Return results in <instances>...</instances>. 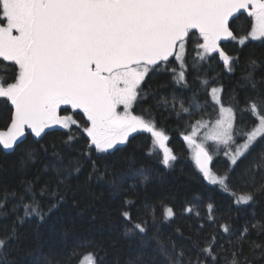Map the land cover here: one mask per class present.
<instances>
[{
  "label": "snow or ice",
  "instance_id": "1",
  "mask_svg": "<svg viewBox=\"0 0 264 264\" xmlns=\"http://www.w3.org/2000/svg\"><path fill=\"white\" fill-rule=\"evenodd\" d=\"M241 10L247 13L250 31L238 39L232 24L243 14ZM193 37L197 56L190 67L196 75L190 83L187 47ZM237 39L241 45L249 39L264 40V0H0V65L11 68L0 76V102L11 106L7 131H0V153L10 155L28 134L42 139L45 130L55 125L69 133L76 125L87 137L86 148L69 158L55 149L49 156L47 147L35 146L39 139L24 144L14 168L22 191L0 184V218L14 217L0 235V264H17L12 245L21 239L20 226L32 218L44 221L64 203L73 191L72 180L89 162L86 184L108 181L113 190L127 185L131 193L146 184L149 177L143 167H135L133 158L120 161L128 167L119 173V183L117 160L108 159L116 157L122 151L119 146H126L134 134H151L153 147L145 155L154 156L158 146L163 152L159 163L165 168L174 166L178 157L165 145L168 137L157 130L151 108L143 110L147 118L133 114L134 105L150 95L156 97L151 85L147 89L143 85L161 71L170 73L171 84L178 87L156 98L155 106L167 109L171 104V112L180 120L187 115L191 131L183 134V140L203 180L223 186L220 190L230 193L237 213L243 214L241 206L255 209L264 202V75L259 79L256 75L264 69V60L249 55L241 68L238 89L244 92L243 106L237 89L225 106L221 87L209 91V84L217 78L208 79L207 72L205 78L200 77L204 64L214 59L213 53L219 54L225 71H236L239 57L227 55L220 42ZM170 57H175L179 70L168 67ZM169 86L161 84L160 90ZM208 96L214 108L219 106V115L198 140L203 121H191L209 106ZM62 105L69 106L73 114L82 113L84 123L79 124L73 114L58 115ZM120 106L123 111L118 110ZM75 139L69 134L64 143L71 147ZM93 149L101 154L96 159ZM221 152L226 157L223 175L210 166ZM42 155L47 161L29 178L28 169L40 163ZM97 160L104 161L103 167ZM9 201L14 203L6 208ZM158 207L168 225L175 223L178 214L192 221L190 234L184 238L188 243L158 229ZM218 212L214 196L204 191L185 197L179 213L164 201L150 202L145 197L137 206L124 199L119 211L120 239H129L138 249L124 264H260L264 242L252 235L264 233V215L257 217L252 211L242 224H236L231 215L221 223ZM207 227L215 230L208 233ZM150 230H154L151 235ZM176 233L184 237L179 227ZM66 247V254L54 264H74L84 248L90 249L91 264H105L100 241L80 237Z\"/></svg>",
  "mask_w": 264,
  "mask_h": 264
},
{
  "label": "trees",
  "instance_id": "2",
  "mask_svg": "<svg viewBox=\"0 0 264 264\" xmlns=\"http://www.w3.org/2000/svg\"><path fill=\"white\" fill-rule=\"evenodd\" d=\"M243 23V32L246 33L250 25L246 21H243ZM232 26L234 25L232 24ZM233 29L236 34H240L238 30ZM194 38H192V41ZM222 48L230 57H239L240 63L236 71L234 73L225 71L222 63L217 68L218 73H216L215 69L218 64L210 61L206 62L201 68L200 74L204 77L205 72H207L208 79H211V77L217 78L215 81L221 85L223 100L227 104L231 103L230 97L234 95L233 89H237L241 106H243L244 92L238 89L241 68L249 55L255 56L258 60H264V40H249L245 45L241 46H238L232 40H228L222 43ZM187 50H195L192 42L188 44ZM5 63L7 64L8 62ZM209 64L213 69L212 71H209ZM0 66L4 67L3 65ZM7 69H10V67ZM256 75L259 79L261 75H264V69H258ZM193 78L194 73L190 67L188 81L191 83ZM165 83H169L170 86L160 90V85ZM149 85H151L152 91L156 93V97L150 95L144 102L134 105L133 113L144 114L145 118H147L142 109L147 110L151 108V116L155 118L156 127L169 134V145L172 148V152L178 157V160L173 162L174 166L165 168L159 163V159H162L163 156L161 150L157 147L154 149V156L148 158L145 155L153 145L151 135L143 132L134 134V138H130V142L126 146H119L122 151L117 152L116 157H108L109 160H117L116 179L118 183L119 173L126 171L128 167L126 163H120V161L126 158H133L136 168L143 167L145 169L149 180L146 184L140 185L135 193L128 192L127 185L120 187L118 190H113L108 181L98 182L93 180L91 183L86 184L88 172L91 170V163L89 162L78 178L72 180L71 186L73 191L68 194L64 203L54 210L44 221L32 218L20 226L21 239L18 244L12 245V256L17 260V264H46L48 260L53 261L54 264L56 259L66 254V246H70L75 239L80 237H87L103 243L106 252L105 264H124L127 259L137 254L138 251L135 244L130 242L129 239H120V235L123 232V224L119 211L124 199L135 201L137 206L140 205L145 197L150 202L164 201L170 206H175L179 213L185 197H191L192 193L196 191H204L206 194L214 196L219 208L217 215L218 217H222L221 223L227 221L229 215H231L232 221L236 224H242L252 211L257 213V217L264 215V202L259 203L255 209L250 206H241L244 210L243 214L237 213L236 205L232 204L233 198L227 190L221 191L222 186H213L203 180L202 175L198 173L195 165L189 159L184 143L176 136L179 126L184 122L177 118L175 112H171V104L167 109L155 106L156 98L171 93V83L168 81V75L161 71L157 75L147 79V83L144 84L145 89ZM201 103H203V96H201ZM208 105L206 108L208 109L207 117L211 119L213 115H210L209 112L213 111L214 107L209 100ZM9 109L10 105L6 106L3 102H0V128L5 127L10 120ZM59 113L62 116L70 115L73 114V110L69 106H66L62 107ZM82 117V113L73 114V118L79 124L84 123ZM193 122H195V119L191 121V123ZM69 134L76 137L71 147H68L64 143ZM33 141L34 139L31 135H27L24 144L33 143ZM24 144L17 147L10 155L0 153V184H7L17 192H21L22 189L18 186V177L14 172V168L18 165L21 149L24 147ZM41 145L48 148L49 156L53 149H55L66 158L77 157L79 152L86 148L87 137L83 134L82 128H78L76 125L71 126V133L60 126L52 127L46 130V134L39 140V144L35 146L39 147ZM97 155L101 154L95 153L93 149V159H96ZM47 159L48 157L42 155L41 162L28 169V177H34ZM97 164L103 167L104 161L97 160ZM213 168L216 169L215 166ZM47 178L44 177L43 179ZM13 203L14 201H9L6 204V208H11ZM229 205H231V213H229ZM131 211L135 219L137 216L136 208L133 207ZM162 211L161 207L157 208L158 229L165 236L171 233L176 235L178 239L183 240L184 243H188L184 238L190 234L189 224L192 221L178 214L175 223L168 225L162 220ZM13 219L12 215H9L7 218H0V235L3 234V226L11 225ZM151 223L152 220L149 217V224ZM177 227L184 233V237L178 236L176 233ZM214 230L211 227L205 229L208 233ZM152 231L154 230H150L149 235H151ZM252 239L264 242V233H261L259 237H257L256 233H253ZM89 251L90 249L88 248L81 249L80 258L74 261V264H79L80 259ZM105 252H101V255L104 256ZM260 264H264V260H261Z\"/></svg>",
  "mask_w": 264,
  "mask_h": 264
},
{
  "label": "flooded vegetation",
  "instance_id": "3",
  "mask_svg": "<svg viewBox=\"0 0 264 264\" xmlns=\"http://www.w3.org/2000/svg\"><path fill=\"white\" fill-rule=\"evenodd\" d=\"M248 20H249V18L247 17V14H245V13H243L242 15H239V18L238 19H235L234 21H233V28H235L236 30H238V32L240 33V34H236L235 33V35L238 37L239 35H241V33H243L244 34V23H243V21H246V22H248ZM198 35V34H197ZM224 42H226V41H221L220 42V47H221V49L227 54V52L222 48V43H224ZM238 46H241V44L238 42V41H236L235 42ZM213 55V57H214V59H211V60H209L208 62H212V61H214L216 64H218V66L216 65V73H218V71H217V68H219L221 65H222V61L220 60V58H219V54L218 53H213L212 54ZM196 56H197V52H195V51H188L187 50V62H188V64H189V70H190V66H191V62H192V60L194 59V58H196ZM170 61H172V63L171 64H169L168 65V67L171 69L172 67H176L178 70H179V65L177 64V62L175 61V57H173ZM9 63V62H8ZM205 65V64H204ZM163 67V66H162ZM11 71V68L10 69H7V68H4V67H2V66H0V76H3L5 73H7V72H10ZM163 72V71H162ZM167 75H168V81H170V83H171V76H170V73H167V72H165ZM196 74L194 73V76H195ZM200 77L201 78H205V76L203 77V75L202 74H200ZM143 87H144V85H143ZM175 87H178L177 85H175V84H171V87H170V90L172 91V88H175ZM211 87H221V85L217 82V81H215V83H210L209 84V91H210V89H211ZM145 88V87H144ZM222 88V87H221ZM181 91H184V90H181ZM185 95H188V96H190L191 95V91H185ZM201 96H203V94H201ZM147 98H145V100H146ZM208 100H210L211 101V99H210V96H208ZM209 101V102H210ZM212 102V101H211ZM212 104V103H211ZM224 104L225 105H227L228 106V104L227 103H225L224 102ZM213 105V104H212ZM187 106V105H186ZM176 107L177 108H179V104H177L176 105ZM216 108H217V106H215V110H216ZM142 110H144V109H142ZM134 114V113H133ZM215 114V113H214ZM136 115H141V114H136ZM210 115H212V114H210ZM215 116V115H214ZM178 118V117H177ZM214 118V117H213ZM193 119H195V121H197V120H200V119H210V118H208L207 117V109H205L204 110V112L201 114H197ZM211 119H212V116H211ZM180 120V119H179ZM181 121V120H180ZM184 123L182 124V125H180L179 126V129L177 130V137L184 143V145H185V142H184V140H183V134H186V132H187V129H188V119H187V115H185V119L184 120H182ZM3 128V127H2ZM157 128V127H156ZM158 130H160V131H163L168 137H169V134L167 133V132H165L164 130H162V129H159V128H157ZM169 140H170V138H169ZM186 147V146H185ZM213 165V164H212ZM211 165V166H212ZM224 169H220V171L219 172H221V171H223ZM223 187V186H222ZM237 194H239V192L237 193Z\"/></svg>",
  "mask_w": 264,
  "mask_h": 264
},
{
  "label": "rangeland",
  "instance_id": "4",
  "mask_svg": "<svg viewBox=\"0 0 264 264\" xmlns=\"http://www.w3.org/2000/svg\"><path fill=\"white\" fill-rule=\"evenodd\" d=\"M247 31H250V27H249V29H248ZM246 33H247V32H246ZM246 33H244V34L241 33V35H239L237 38L239 39V37L244 36ZM195 39H196V37H195L194 40L192 41V45H193L194 49H195V43H194ZM238 39H237V40H232V42H233V41L236 42V41H238ZM249 40H251V39H249ZM249 40H247V41H249ZM247 41H246V42H247ZM256 41H257V40H256ZM194 51L196 52V50H194ZM210 99H211V96H210ZM209 101H210V100H209ZM211 101H212V99H211ZM211 101H210V102H211ZM211 103L213 104V102H211ZM225 106H227V105H225ZM62 107H66V106H63V105H62L61 108H62ZM118 110H119V111H123L122 106L118 107ZM207 111H208V109H207ZM59 112H60V109L58 110V115L62 116ZM209 113L213 115V116H212V119H207V120H206V119H200V120L203 121V123L201 124L200 129H199L198 140H199V138L203 137V136L205 135L206 132L210 131V127H211V125H213L214 122H215V120L218 118V115H219V106H217L216 110H215V108H214V110L211 111V112H209ZM214 113H215V114H214ZM207 114H208V112H207ZM134 115H136V114H134ZM214 115H215V116H214ZM213 117H214V118H213ZM195 122H196V121H195ZM195 122H193V124H194ZM204 125H209V127H208V128H205ZM53 127H59V125H55V126H53ZM157 130H158V129H157ZM159 131H160V130H159ZM190 131H191V127H188L187 132H190ZM187 132H186V133H187ZM164 134H165V133H164ZM150 135H151V134H150ZM165 135H166V134H165ZM166 136H167V135H166ZM167 137H168V136H167ZM184 142H185V141H184ZM208 144H209V145H212L213 147H215V145L213 144L212 141H208ZM165 145H166L168 148H170V149L172 150L171 146L169 145V137H168V140L165 141ZM185 146H186V149H187V153H188L189 159L191 160L192 164L195 165L194 160L191 159V150L188 148L186 142H185ZM157 148H159V147L157 146ZM160 150H161V149H160ZM161 152H162V150H161ZM213 154H214V153H213ZM162 156H163V152H162ZM215 160H216V161L214 162V166L216 167V169L213 168V170L216 171V172H218L219 174L223 175V174H224V170L221 171V172H219V171H220V169H224V168H225L226 157L224 156V153L221 152L220 155H219V157H217ZM214 166H211V167H214ZM217 170H219V171H217ZM206 182H207V181H206ZM207 183H208V182H207ZM79 264H91L90 260L88 259L87 254H86L85 256H83V257L80 259Z\"/></svg>",
  "mask_w": 264,
  "mask_h": 264
},
{
  "label": "water",
  "instance_id": "5",
  "mask_svg": "<svg viewBox=\"0 0 264 264\" xmlns=\"http://www.w3.org/2000/svg\"><path fill=\"white\" fill-rule=\"evenodd\" d=\"M241 13H245V14H247L246 12H244L243 10H241ZM224 41H226V40H224ZM173 57H170L169 59L171 60ZM11 107V106H10ZM9 124H10V120H9V122H8V124L5 126V127H3V128H0V131H7V128H8V126H9ZM47 130V129H46ZM46 130H45V132H46ZM28 133H30V130H28ZM28 135H30V134H28ZM31 137L34 139V140H36V139H39V138H35V137H33L32 135H31ZM40 140V139H39ZM211 166V165H210Z\"/></svg>",
  "mask_w": 264,
  "mask_h": 264
}]
</instances>
